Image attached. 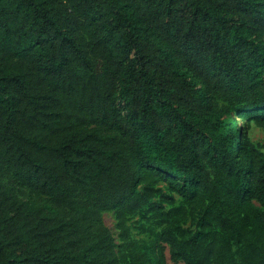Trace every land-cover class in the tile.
Returning <instances> with one entry per match:
<instances>
[{
  "label": "trees",
  "instance_id": "1",
  "mask_svg": "<svg viewBox=\"0 0 264 264\" xmlns=\"http://www.w3.org/2000/svg\"><path fill=\"white\" fill-rule=\"evenodd\" d=\"M240 121L264 128V0H0V264H264Z\"/></svg>",
  "mask_w": 264,
  "mask_h": 264
},
{
  "label": "rangeland",
  "instance_id": "2",
  "mask_svg": "<svg viewBox=\"0 0 264 264\" xmlns=\"http://www.w3.org/2000/svg\"><path fill=\"white\" fill-rule=\"evenodd\" d=\"M241 126L243 127V140H247L252 143L255 147H258L259 150L264 154V128L256 127L252 121H240ZM160 192L162 197L166 198L164 202H160L159 199H155V204H160L164 207L165 210L170 209L171 207L177 206L181 199L174 195L173 193L168 191V187L166 184L161 183L159 185ZM17 193L20 197V191ZM102 220L104 225L110 230L113 238L115 239V243L119 244V230L117 229V223L115 219L114 212H104L102 214ZM201 223V218L198 215H195L191 219H188L185 228L188 229L192 234H196L199 231ZM128 225L131 227V233L134 240L148 242L153 239V235L143 233L139 231L138 226L144 225L148 227V223L141 221L139 217L133 218L129 221ZM167 264H172L169 260L168 250H166Z\"/></svg>",
  "mask_w": 264,
  "mask_h": 264
}]
</instances>
